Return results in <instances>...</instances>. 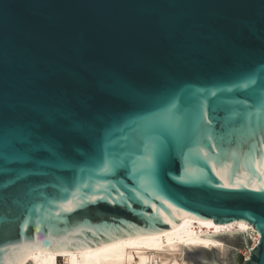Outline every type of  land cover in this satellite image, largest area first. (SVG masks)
I'll return each mask as SVG.
<instances>
[{
    "label": "water",
    "instance_id": "1",
    "mask_svg": "<svg viewBox=\"0 0 264 264\" xmlns=\"http://www.w3.org/2000/svg\"><path fill=\"white\" fill-rule=\"evenodd\" d=\"M261 90L264 0H0V139L31 133L0 156V264L190 219L260 240L204 235L222 258L179 244L161 261L264 264Z\"/></svg>",
    "mask_w": 264,
    "mask_h": 264
},
{
    "label": "bare ground",
    "instance_id": "2",
    "mask_svg": "<svg viewBox=\"0 0 264 264\" xmlns=\"http://www.w3.org/2000/svg\"><path fill=\"white\" fill-rule=\"evenodd\" d=\"M202 223L203 225H195ZM245 232L253 241L252 248L259 243L260 235L246 222H234L224 226L209 227L203 220L190 219L178 229L169 233L141 235L119 239L98 247L75 251L32 250L17 258V264L28 258L35 264H190L175 257L161 261L164 247L168 245H196L207 250L222 249L223 242L201 238L229 233ZM221 246V248H220ZM245 260H250L251 251L244 253ZM60 261H62L60 263Z\"/></svg>",
    "mask_w": 264,
    "mask_h": 264
},
{
    "label": "snow or ice",
    "instance_id": "3",
    "mask_svg": "<svg viewBox=\"0 0 264 264\" xmlns=\"http://www.w3.org/2000/svg\"><path fill=\"white\" fill-rule=\"evenodd\" d=\"M256 84V79L255 78H250L247 80L244 84L240 85L243 88H248ZM215 95V93H213ZM261 99L264 101V90H261ZM175 106L172 105L168 108L162 109L157 113H152L151 118L146 119L144 122L145 127H152L156 122L158 121H167L173 118V108ZM30 132L20 130L17 132H14L11 134V138L7 140L6 142L0 139V156H3V149L5 147L11 148L14 143H23V144H31L30 140ZM33 147H36L33 145ZM152 164L151 159L145 158V160L142 163V167H150ZM261 199H264V195H262Z\"/></svg>",
    "mask_w": 264,
    "mask_h": 264
},
{
    "label": "rangeland",
    "instance_id": "4",
    "mask_svg": "<svg viewBox=\"0 0 264 264\" xmlns=\"http://www.w3.org/2000/svg\"><path fill=\"white\" fill-rule=\"evenodd\" d=\"M249 238H250V237H249ZM250 240L252 241L251 238H250ZM223 243H224V242H223ZM252 246H253V241H252V243H251V247H252ZM217 250H221L220 258H222V256H223V248H222V249H217ZM245 251H247V248L244 246L242 249L239 248V249L237 250V253H238L239 255L245 257V255H244ZM245 259H246V258H245ZM61 262H62V261H60V263H61Z\"/></svg>",
    "mask_w": 264,
    "mask_h": 264
}]
</instances>
